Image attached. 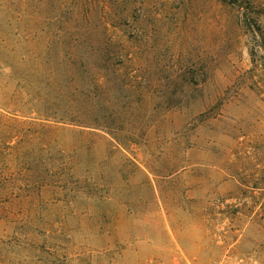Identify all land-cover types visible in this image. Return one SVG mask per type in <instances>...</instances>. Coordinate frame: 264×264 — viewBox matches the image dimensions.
Returning a JSON list of instances; mask_svg holds the SVG:
<instances>
[{"label": "rangeland", "instance_id": "rangeland-1", "mask_svg": "<svg viewBox=\"0 0 264 264\" xmlns=\"http://www.w3.org/2000/svg\"><path fill=\"white\" fill-rule=\"evenodd\" d=\"M264 264V0H0V264Z\"/></svg>", "mask_w": 264, "mask_h": 264}, {"label": "built area", "instance_id": "built-area-1", "mask_svg": "<svg viewBox=\"0 0 264 264\" xmlns=\"http://www.w3.org/2000/svg\"><path fill=\"white\" fill-rule=\"evenodd\" d=\"M236 264H242L241 261H237Z\"/></svg>", "mask_w": 264, "mask_h": 264}]
</instances>
